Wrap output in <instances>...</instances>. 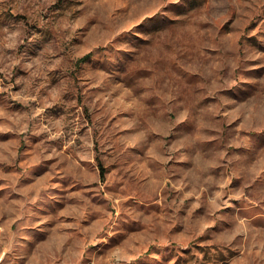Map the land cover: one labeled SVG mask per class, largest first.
<instances>
[{
    "label": "rangeland",
    "instance_id": "obj_1",
    "mask_svg": "<svg viewBox=\"0 0 264 264\" xmlns=\"http://www.w3.org/2000/svg\"><path fill=\"white\" fill-rule=\"evenodd\" d=\"M0 264H264V0H0Z\"/></svg>",
    "mask_w": 264,
    "mask_h": 264
},
{
    "label": "trees",
    "instance_id": "obj_2",
    "mask_svg": "<svg viewBox=\"0 0 264 264\" xmlns=\"http://www.w3.org/2000/svg\"><path fill=\"white\" fill-rule=\"evenodd\" d=\"M89 56V54H86L84 57H88Z\"/></svg>",
    "mask_w": 264,
    "mask_h": 264
}]
</instances>
